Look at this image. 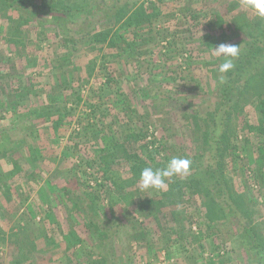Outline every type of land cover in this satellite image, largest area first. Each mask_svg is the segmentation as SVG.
<instances>
[{"label": "rangeland", "instance_id": "rangeland-1", "mask_svg": "<svg viewBox=\"0 0 264 264\" xmlns=\"http://www.w3.org/2000/svg\"><path fill=\"white\" fill-rule=\"evenodd\" d=\"M27 1L41 9L0 1V264H261L243 228L252 229L264 251V159L256 151L262 137L243 128L256 123L255 96L263 88L258 73L241 86L243 97L226 125L227 134L237 133L221 160L235 212L207 191L176 196L172 186L188 174L165 178V190L141 191L132 160L123 155L140 153L144 141L132 133L167 139L171 158L181 154L177 147L187 159L200 152L208 110L193 118L165 109L158 99L167 96L163 90L185 104L205 107L209 96L207 104L215 105L216 69L180 64L182 54L204 47V33H219L203 26L204 17L192 19V11L215 8L227 22L236 16L226 44L245 40L260 18L241 0ZM143 2L145 15L136 24ZM115 8L122 10L113 15ZM164 37L172 42L169 50ZM111 40L133 47L122 52ZM202 58L216 59L212 50ZM103 65L131 98V120L114 87L105 84ZM88 124L114 134L116 143L105 163L106 194L94 200L80 183L91 177L70 169L80 160L76 146L80 156L87 149L99 159L101 142L76 135ZM35 145L42 160H34Z\"/></svg>", "mask_w": 264, "mask_h": 264}, {"label": "trees", "instance_id": "trees-1", "mask_svg": "<svg viewBox=\"0 0 264 264\" xmlns=\"http://www.w3.org/2000/svg\"><path fill=\"white\" fill-rule=\"evenodd\" d=\"M1 3L5 4L7 7L16 8V3H26L27 0H0ZM164 1V0H163ZM162 1V2H163ZM145 2V1H144ZM144 2L141 4L139 9L145 12L146 8L144 7ZM33 7H38V9H41V7L36 2H28ZM225 7V6H223ZM211 8V7H210ZM47 9L48 12L52 13H60L63 14V10H60L58 8H44ZM109 10L111 8H108ZM77 11L81 9H76ZM74 10V12L76 11ZM122 8H115V12L113 15H117L120 13ZM70 12V11H69ZM228 12V11H227ZM65 13V12H64ZM210 13V14H209ZM142 14L140 17L136 19V24H139V20H143ZM192 19L198 20L201 17H204L205 21L203 22V26H205L207 29L212 31H219L217 35H213L211 33H204L202 36L201 44L205 47H200L199 49L195 48L194 51H196V54H192L191 52H188L186 56L184 54L181 55L182 62L180 64H183L186 66V68H192L195 64H203L205 66L211 67L212 69H216L218 72L219 65L223 62L222 59H212L211 61H205L202 56L205 54V52L212 50V48H215L219 44L223 43L227 38H231V32H235L234 29L235 26V20L236 16H231L230 21L227 22L223 16L219 13L218 10L215 8H211L207 11H204L203 9H195L192 11L191 14ZM226 23V27L223 26V23ZM234 28V29H233ZM227 29H230V32L227 33ZM105 36V33H102L101 39L103 40ZM220 37V38H218ZM231 40V39H230ZM165 45L168 50L170 48V45L172 42L170 39L165 38ZM243 41V42H241ZM240 42H232L230 41V45L238 46L239 47V54L238 56L233 60V68L230 69L226 73H219L218 76L220 77L223 75L225 77V82L220 83V80L218 78L217 84L215 85V88L217 89L216 92V102L215 105L211 108L210 104L207 102L210 100L207 96L206 99L203 100L205 107L197 106L193 104V102H187L186 104L180 100H176L172 95L164 92L163 90H160V93L165 94L167 96L161 97L158 99L163 100V102H159V104L162 107H165V109H168L169 111H176L181 112L190 115L193 118H197L201 115H203V111L208 110L209 112V119H207V126L205 130L203 131V141L201 146L199 147L200 152L193 154L192 158H188L191 161L190 164V172L187 175L186 180H183L182 184H177L174 187V190L177 192L176 196L178 195V192H180L181 195H185L187 192L188 194L195 195L196 193L207 191L211 193V195L217 199H220L222 201H225L227 206L231 209L232 212H235L236 207L234 205V201L232 200L229 186L227 179L224 176L223 173V163L222 158L225 155L227 149L232 148V145L229 144L231 139H237V133L234 131L231 134H227L226 125L228 123V120L230 118V115L234 110L237 109L238 102L243 97L244 89L243 87L246 85L247 81H249V77L253 73H258L262 77V83L263 88L260 93H258L255 96L256 104H255V112H258L256 115V123H252L248 121L245 122L243 128H246L249 133H257L262 137V140L260 141V144L258 147H256V151L259 155L258 159L263 160L264 159V19L259 20V22L254 25L252 31L245 36V40L242 39ZM127 43V44H126ZM129 44V45H128ZM111 47H116L120 51H128L130 47H133V43L130 42H122L115 43L113 40L110 41ZM135 47H137L135 45ZM207 49V50H206ZM121 53V52H120ZM115 57L120 58L121 54L117 53ZM202 58V59H200ZM105 59V58H104ZM110 61V60H109ZM105 67V65H103ZM108 73H106L105 76V84L111 87H114V93L118 97V101H121L122 105V112L123 115H125L130 120L133 118L136 111L134 109L133 104L131 103V98L126 94H121L120 91L116 88L117 87V79L114 76V73L108 71V67H105ZM241 83H244L241 85ZM243 86V87H241ZM152 90V89H151ZM80 100V97H78ZM207 99H209L207 101ZM254 100V102H255ZM92 113L95 114V110L92 109ZM59 123L58 120H56L54 123H52V128L55 130L58 128L57 124ZM58 133L55 134V137H58ZM78 136L87 137L88 140L91 141H97L99 140L101 142L100 149L101 153L103 150H105L104 155H101V153L98 151V157L97 159L94 156H87L90 154L88 150H84V156H80V148H77V143L75 141H72V148L76 146L75 152L73 154L76 155V158H80L78 160V164H73L71 171L78 176V172L82 174H88L91 178L86 179L85 182H81L82 185L89 189L90 193H93L91 195V200H94L95 198L99 197L102 194H106V181H109V177L107 176L105 172V163L108 162L107 153L112 149V145L116 144L114 141V134H107L106 132L103 133L101 129L97 130L93 127V125H86L85 127H82L80 131L76 133ZM135 135L133 138L136 139V141L139 142V138L143 139V143L139 145L140 153H137L136 151L130 152V151H124V159L129 161L132 160V170L135 173L137 171V177L140 175V172L145 167H152L155 169H163L164 163L168 162V160L171 158L168 155V148L167 145V139H164L163 137L161 139H158L156 137H153L150 140H147V137H145V134H135L132 133L131 136ZM229 136H232L231 138ZM158 139V140H157ZM70 146V145H69ZM196 148V147H195ZM177 150H180L179 157H186L187 155L183 151L184 149L177 147ZM172 152V151H170ZM34 160H42L43 155L40 152V149L37 145L34 146ZM162 153V159L159 158V155ZM144 155V158L141 156ZM163 160V161H162ZM76 166L83 167L82 170L76 169ZM94 168L95 173L92 174V172H89L88 169ZM262 175L264 176V169H261ZM80 177V174H79ZM79 179V178H78ZM92 183V184H91ZM188 190V191H187ZM63 191L66 195L70 194V192L67 189L63 188ZM174 194V193H173ZM59 196V195H58ZM95 196V197H93ZM69 208V207H68ZM244 231L248 236L249 241L252 242L254 245V249L256 250L257 257L261 264H264V251L262 250L261 246L257 244L255 235L250 227H248L246 224L243 225ZM52 243H54V240H50ZM107 253V252H106ZM108 255V253H107ZM108 259V258H107ZM115 264V263H112Z\"/></svg>", "mask_w": 264, "mask_h": 264}, {"label": "clouds", "instance_id": "clouds-1", "mask_svg": "<svg viewBox=\"0 0 264 264\" xmlns=\"http://www.w3.org/2000/svg\"><path fill=\"white\" fill-rule=\"evenodd\" d=\"M242 7L251 12L258 18L264 19V0H241ZM239 54V47L221 43L215 48H212V55L215 58L222 59L219 65L218 72L223 74L233 68V60ZM220 83L225 82V77H219ZM191 161L187 158L172 157L168 160L165 168L153 169L152 167H145L141 170L139 175L138 186L141 191L149 189L165 190L167 185L165 178L174 176H186L189 171Z\"/></svg>", "mask_w": 264, "mask_h": 264}]
</instances>
